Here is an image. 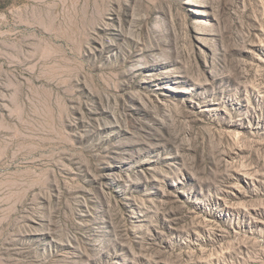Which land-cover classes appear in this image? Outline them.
Masks as SVG:
<instances>
[{"label": "rangeland", "instance_id": "rangeland-1", "mask_svg": "<svg viewBox=\"0 0 264 264\" xmlns=\"http://www.w3.org/2000/svg\"><path fill=\"white\" fill-rule=\"evenodd\" d=\"M0 264H264V0H0Z\"/></svg>", "mask_w": 264, "mask_h": 264}]
</instances>
